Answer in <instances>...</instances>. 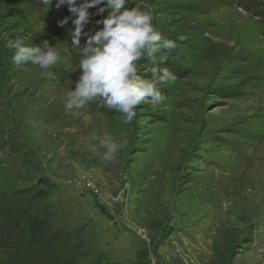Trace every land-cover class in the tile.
Wrapping results in <instances>:
<instances>
[{
  "label": "rangeland",
  "instance_id": "obj_1",
  "mask_svg": "<svg viewBox=\"0 0 264 264\" xmlns=\"http://www.w3.org/2000/svg\"><path fill=\"white\" fill-rule=\"evenodd\" d=\"M55 3L0 0V189L38 186L55 228H85L77 264H264V0L127 3L149 6L158 45H178L139 62V79L163 62L176 79L157 82L165 99L147 98L130 124L96 102L66 112L88 37L73 45ZM17 38L47 41L58 62L16 65ZM106 140L127 141L111 162Z\"/></svg>",
  "mask_w": 264,
  "mask_h": 264
},
{
  "label": "clouds",
  "instance_id": "obj_2",
  "mask_svg": "<svg viewBox=\"0 0 264 264\" xmlns=\"http://www.w3.org/2000/svg\"><path fill=\"white\" fill-rule=\"evenodd\" d=\"M130 2L132 0H83L78 4L77 0H56V9L59 10L65 4L68 6L70 15L57 23L63 27L71 20L73 45H79L82 34L88 37L87 45L80 53L79 67L82 74L75 90L67 93L68 100L64 105L66 112L96 102L100 107L123 114V123L130 124L136 117L137 106L147 98L159 103L165 99L155 85L157 82L175 81V74L165 68L163 75L156 76L150 82L139 79L136 73L139 62L145 56H153L159 47L174 50L178 46L177 42L165 40L162 45H158L161 34L153 25L154 17L149 6L144 4L142 8L141 4H137L136 7L125 8ZM42 3L51 7L53 0H42ZM102 4L104 6L97 7ZM91 8H96L94 14L89 12ZM106 9L107 15L103 16ZM90 15L102 16L96 23L103 27L89 36L82 30L89 23ZM178 39L182 41L184 37ZM9 47L17 49L12 60L18 66L24 61H31L33 65L46 69L54 66L59 59L56 51L49 49L47 41L42 48H33L23 46V41L17 38ZM102 143L107 148L104 160L111 162L116 159L114 154L118 148L125 147L127 141L123 140L122 146L107 140Z\"/></svg>",
  "mask_w": 264,
  "mask_h": 264
},
{
  "label": "trees",
  "instance_id": "obj_3",
  "mask_svg": "<svg viewBox=\"0 0 264 264\" xmlns=\"http://www.w3.org/2000/svg\"><path fill=\"white\" fill-rule=\"evenodd\" d=\"M168 64L158 63V73ZM43 192L0 189V264H77L86 242L85 228L59 229L53 212L38 207Z\"/></svg>",
  "mask_w": 264,
  "mask_h": 264
},
{
  "label": "bare ground",
  "instance_id": "obj_4",
  "mask_svg": "<svg viewBox=\"0 0 264 264\" xmlns=\"http://www.w3.org/2000/svg\"><path fill=\"white\" fill-rule=\"evenodd\" d=\"M239 194H242V192H240ZM238 226V225H237Z\"/></svg>",
  "mask_w": 264,
  "mask_h": 264
}]
</instances>
